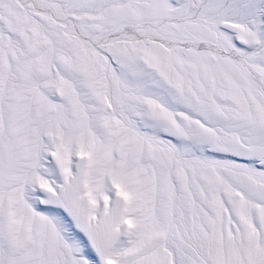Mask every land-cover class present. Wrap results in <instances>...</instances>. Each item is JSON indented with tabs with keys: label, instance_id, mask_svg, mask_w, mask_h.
Here are the masks:
<instances>
[{
	"label": "snow or ice",
	"instance_id": "6c2138e0",
	"mask_svg": "<svg viewBox=\"0 0 264 264\" xmlns=\"http://www.w3.org/2000/svg\"><path fill=\"white\" fill-rule=\"evenodd\" d=\"M0 264H264V0H0Z\"/></svg>",
	"mask_w": 264,
	"mask_h": 264
}]
</instances>
